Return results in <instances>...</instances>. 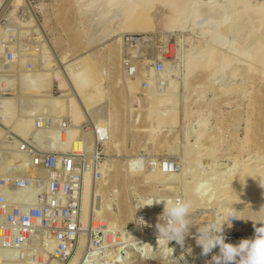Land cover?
Listing matches in <instances>:
<instances>
[{"label":"rangeland","instance_id":"1","mask_svg":"<svg viewBox=\"0 0 264 264\" xmlns=\"http://www.w3.org/2000/svg\"><path fill=\"white\" fill-rule=\"evenodd\" d=\"M81 1H78L79 4L78 2L76 4L78 5L77 8L81 6L77 9V12L79 15L80 11H82V16L79 15L81 18H83V14H85V26L79 24L78 16L75 13L76 10L74 9V3L72 0H0V36H2V38L4 37V39L7 38L9 41L11 40L17 48L20 46L21 51L23 49H27L28 51L29 48H31L32 50L30 49V51L32 54L34 53L33 56L36 57L38 61L40 60L39 63H41L39 65L36 64L33 71L27 72L25 71L26 69H24L26 64L24 62H26V60L23 59L24 61L22 64L21 58L20 70L22 71L20 72L23 75L19 72L20 74L18 73L15 77H6L5 75L3 76L1 72L7 71L8 67L0 61V137L5 136L6 133L11 131L16 138L21 140L26 138L30 129L28 126L32 123V116L36 115V111H38L37 114L41 113V111H46V113L48 112L51 116H61H58V113L54 112L49 107L50 105L48 104V101L47 103L45 102L46 100H42L41 102H44L42 104L43 108H40V103L38 110L32 109L34 112L29 114L31 110L28 106L31 102L35 101L36 97L39 95L43 96V94H46V97L52 98L68 92V95L74 97L75 93L79 90V86L83 87V89L95 90L96 95H99L97 94L98 91L96 89L100 86H109L110 90L106 93L104 92L107 98H105V109L109 110L111 113L115 106V110L119 116V121L114 123L112 127H108V129H113V132H111L112 140L109 141L110 143L107 146L106 140L103 139L104 130L100 119L91 114V109L87 107L84 108L85 113L88 115V119H86L85 122L90 121V123H92V125L95 124V126L91 130H83L86 131L82 132L84 133L83 135L86 136H83L82 133L81 135L85 137V139L87 138L86 141H90L92 139L90 141L91 144L87 146L88 151L94 149L93 146L94 144L96 145L98 140L102 141L105 159H103L101 164L108 161L111 162L114 159L117 162L115 166L112 165V172H114V175H117V177L112 180L110 186L108 185L109 199L111 198L112 202L109 206L110 208H113V210L109 208V211L114 213L117 210L116 207H118V197L114 196L115 193H113V186L120 189L119 197L122 198V201L125 202L128 209L132 211L131 226H134L135 231L137 230L135 218L139 209H142V207H146V209H148V207L153 209V229L152 238L149 241L150 244H143V246L141 238H137V241H139L140 245L138 248L139 251L148 247V245H154L155 248H158V251L156 252V259L152 262L137 261L131 264H161L159 259H161L162 256L167 257L168 252L166 250L170 252L171 249L173 251L171 250L172 252L169 260H163L162 262H165V264H177V261L174 258L183 257V259L179 260V264H187L192 258L193 251L198 247L195 239L197 230L200 227L213 223L214 221L223 222L224 219H227V215L232 212H235L238 219H233L231 221V227H228L227 225L224 226L223 235L225 236V243L237 244L242 239L252 238L255 232L253 226L254 222L264 221V191H262L263 193L260 192L259 188L264 182H260L261 174L257 173L258 168L256 167L257 165L261 166L264 164L262 159V156L264 157V84H260L255 79H249L246 76L245 66L249 65L251 62V60L247 62L246 58H251L252 55H254V50L250 51L251 47L253 48L254 45L257 44L256 36L259 35V31L262 30L264 26L258 28L253 25V18L249 17L246 19L247 21H243V17L241 16L242 10L240 11L239 7H237L238 9L231 7L230 0H188V6L189 3L191 5L193 1H196L195 5H197V7L192 8V11L189 14L187 12H185L184 15L181 14L179 16L181 18H179L181 22L179 21V23H177L174 27H169L167 25V20L163 16V13L165 12L164 9L160 6H155L148 12L144 25L138 24L130 29H123L125 27L124 17L121 16V19H118V16L114 14L115 11L113 10L115 9V6L123 4V0H120L117 3L118 5L115 4V6L112 5L111 7H107L105 3H102L101 6L100 3L98 4L99 6L97 5L95 8L88 5L92 0ZM82 7L85 9L83 8V10H80ZM93 9H96V12H90ZM98 9L101 11L99 12ZM110 9L113 10L111 12L113 13L112 15L111 13L108 14ZM107 10L108 12H106ZM210 10H213V14L210 13ZM98 14H100L99 17H96ZM237 15L239 18H237ZM235 17L237 19H235ZM100 22H102V24H100ZM237 23L239 25H237ZM4 24L15 28V39L8 36L6 30L1 32ZM96 24H100L102 26L99 25L98 27ZM223 24H228V27L224 28L223 32L220 33L218 37V45L222 46L220 52L223 51L224 48V54L223 52L220 53V55L218 54L219 57L216 59L217 61H214V65L212 64L214 67L211 66L212 70L207 72L204 76H197L193 80L192 86L189 89L186 88L188 79V77L186 78V60H189L195 52L202 49V46L208 50L209 48L211 49L212 47H215L211 36L205 34V28L218 29ZM91 29H95L94 31L96 33H90ZM101 30L102 33L100 32ZM103 30H105V33H103ZM99 32L101 34H99ZM94 34H96L95 37ZM104 35L105 37L106 35L109 36L105 39V37H103ZM126 35H132L139 37L140 39L144 38L143 43L138 45V48L132 54L131 59H128L125 53L126 44L124 42V36ZM257 42H259V39ZM110 44L117 45V48L121 52L119 57H117L114 61V64L110 63L111 56L108 53V46ZM97 51L99 52V59H96L95 57ZM190 51H193V54ZM28 52L25 55H27ZM222 54L227 56L229 55L230 57H235V55H237V57L240 56L241 59L239 61H233L232 64H226L223 60H221ZM243 54L244 57L242 56ZM40 55L42 56L40 57ZM45 55L49 57V64L42 61L45 59ZM187 57L189 59H187ZM157 61L164 63V70L160 73L157 71V73L162 74L160 76L158 74V79H156L157 77L152 79L154 80L153 83L155 81L156 82L153 84L154 88L152 87L151 89L150 79L145 78V73L148 70V66H154ZM42 65L46 70L43 67L40 68ZM133 68L136 70L139 69V76H129L126 74L125 71H129ZM41 69H44V71L42 72ZM235 70L236 72L232 75ZM104 71H107V75ZM254 72L257 73V69ZM40 73L43 74L41 75ZM25 74L27 75L24 76ZM35 75L38 79L34 78ZM38 75L41 76L38 77ZM23 76L24 78H22ZM51 77H54L52 80L53 83L50 82V84L48 83L49 85L47 84L45 86L44 83H46V80ZM19 78L23 80L20 79L21 82H19ZM60 78L68 85V89L64 91L56 89L55 86H57V82ZM33 79H35L33 82L34 86L37 81L36 87L39 90H30L28 88ZM43 79L46 80L44 81ZM145 79L149 82L148 88L150 89L144 88L143 82ZM3 81L5 84L1 86V82ZM40 81L42 82L40 83ZM170 81H172L173 84H171ZM204 81H206V83H204ZM25 82L30 84H25ZM178 84L180 85L178 86ZM231 84H233L237 89L234 88L233 90L231 89L227 91L225 88ZM50 85L52 86L50 87ZM171 85L173 88L175 87L174 89L172 88L173 91L170 89ZM23 88H28L27 91L30 90L31 92H34L24 94L27 91H23L22 93L21 90H24ZM260 88H263V95L258 94V90ZM18 89H21L19 94L21 96L22 93L21 97L18 95ZM37 91H41V94ZM35 92L38 93V96ZM32 94L36 97H33L34 95ZM157 94H160L159 98L157 97ZM26 95L29 97L27 98ZM154 95H156L155 98ZM17 96L20 97L18 99V103L16 102L17 100H15V98L17 99ZM23 97L26 101H28L27 103L25 100H21ZM175 97L179 98L175 100ZM7 98H9V100ZM148 98L154 99V110H152V112L156 109L158 110H156L157 112L155 111L154 116H156V113H158L161 109V104L157 103L160 102V100L169 98L176 104L178 103L177 105L174 103V105L176 108L179 107L177 108L181 114L179 122L175 125H168V127L166 126L161 130H157V133L164 136L166 135L168 138L178 135V142L176 141V143H172L174 142L172 139H168L169 141L167 142H149L148 134L150 122L146 120L148 113L146 101ZM19 103L23 107L22 110L20 109L21 106ZM22 103L23 105L25 104L24 106L26 108L22 105ZM127 103L130 105V107H128L130 109L127 108ZM254 103H257V105L254 106ZM46 104H48L47 107ZM187 106L189 107V118L185 119V114L182 111L183 108ZM257 107L259 110H256ZM131 108L133 109L132 111ZM40 109L41 111H39ZM22 112H25L27 118ZM49 112H51V114ZM20 113L23 115L20 116ZM27 115H29L30 118ZM13 116H15V118ZM62 117L67 118L65 115H62ZM1 118L4 124H2L3 122ZM11 118L12 120H9L8 122V119ZM5 125L10 127V129L7 127L5 128ZM247 126H250L251 128V141L246 149L240 150L239 146L245 137V127ZM3 129L5 132L7 130L4 134ZM202 129L208 137H206L205 141L201 143L203 144L200 146L201 152L195 157L193 152L196 151L195 149H197L198 145H200L195 142L198 133ZM93 130H95L93 132L94 134L92 133ZM90 133L93 137H91ZM87 136L91 138H88ZM89 141L88 143H90ZM169 142H171V145L173 144V146H176L175 150L172 146H170ZM212 143L216 145L215 151L214 153H209L208 146L212 145ZM68 149L69 148H66L64 150ZM187 153L190 155L192 154L191 159ZM148 159L154 160L155 162H159L164 159L174 160L178 164V170L174 171L178 174V176L174 179H168L170 181H165L164 183L147 184L145 179L147 176L146 174L149 173V166H147ZM199 159H201L202 163L198 161ZM149 161L150 160H148V162ZM192 162H194L193 164L195 167ZM235 163H237V167L241 165L243 166L244 164L252 165L253 163V165L248 168L249 170L247 171V176L243 181L245 184H243V182L242 184H239V182L237 183L232 180L236 171L231 175L228 174L229 170L234 167ZM187 165L193 166L194 169H191L193 174H195L196 169V175H198V177L199 175L203 176V179L201 178L199 180L198 177H196L198 179L197 183L194 181L195 184L191 182L185 185L184 166ZM252 168H254V170ZM167 173H169V171ZM93 174L94 173L91 172L92 176H94ZM202 182L205 187L204 191H202L204 189L203 186H197V188L200 189L196 188V185L199 183L203 185ZM98 183L100 186L103 185V179L98 181ZM201 187L203 189H201ZM199 190L204 193L197 195ZM204 195L206 196L204 197ZM177 198L187 199L192 202V208L190 211L192 227L190 228V234L185 237L183 247L175 241H171L168 245L170 249H167L166 245L157 241V229L155 227L156 224L160 222L159 217L163 212L164 205L163 203H153V201H158L160 199L175 200ZM208 198L210 200H207ZM146 199L147 201H145ZM98 202L99 194L94 193V205L98 204ZM89 224L90 223H88L85 228ZM95 225L98 226V223H95ZM260 226L261 224L256 223V227ZM128 230H130V227H122L117 231L125 233ZM81 237H83L84 240L86 239L84 248L86 249L89 245V240H87L88 238H86L84 233H82L78 239L77 246L74 248L75 253H77L81 246ZM131 243H135L134 240ZM131 243L127 246V249L125 247L123 248L122 253H124V255L133 254L131 252L133 244L131 245ZM161 246L165 250L162 249ZM176 248L179 249L180 252ZM85 249L84 251L87 250ZM214 249H219V246ZM74 251L71 257L75 254ZM115 251H111L110 253H114ZM216 251L219 253V250ZM173 252L176 254L174 255ZM70 259H68V262ZM97 259H103V257ZM93 260H95V258ZM211 260L212 258L205 260L202 264H210Z\"/></svg>","mask_w":264,"mask_h":264},{"label":"built area","instance_id":"2","mask_svg":"<svg viewBox=\"0 0 264 264\" xmlns=\"http://www.w3.org/2000/svg\"><path fill=\"white\" fill-rule=\"evenodd\" d=\"M5 30L15 39L14 27L4 24L1 32ZM143 40L124 36L128 59ZM22 57L26 60V71H33L37 58L30 53L22 54L20 46L17 48L11 40L0 36V61L8 67L1 72L3 76H17ZM153 68L162 72L164 63L157 61ZM135 71L130 69V74L135 75ZM4 84L1 82V86ZM143 84L147 88L149 82L145 79ZM70 126L68 118H55L43 111L32 116L26 138L21 140L8 132L0 139V264H65L82 233L89 240V256L94 251L101 253L130 242L128 237L125 241L120 231L107 230L103 222L95 219L83 229L84 174L90 170L96 179L101 178L105 153L101 140L97 141L96 152H89L83 136L78 138L81 150H63L69 141ZM94 126L88 121L81 128L87 131ZM148 160L147 166L152 169L161 166L164 172L178 170L174 160ZM152 216V208L142 207L135 218L134 235L141 238L142 244H149L152 238Z\"/></svg>","mask_w":264,"mask_h":264},{"label":"bare ground","instance_id":"3","mask_svg":"<svg viewBox=\"0 0 264 264\" xmlns=\"http://www.w3.org/2000/svg\"><path fill=\"white\" fill-rule=\"evenodd\" d=\"M73 1V3H74V9L76 10V14H77V16H78V22H79V24H82V25H84L85 26V24H86V21H85V14H83V18H81V17H79V15L80 16H82V11H80V14L78 15V12H77V9H79L81 6V4L79 5L80 7L79 8H77V6L78 5H76L77 4V2L78 1H81V0H72ZM120 0H106V1H104V0H92L88 5L89 6H91L92 8H95V6H97L98 4H100L101 3V6H102V3H105V5H107V7H111L112 5H114L115 6V4L116 5H118L117 3L119 2ZM124 2H122L123 4H120V5H118V6H115V9H113L114 11H115V13L114 14H116L117 16H118V19L120 18L121 19V16H123L124 17V28L123 29H130V28H132V27H134V26H136V25H138V24H145L144 23V21L146 20V17H147V15H148V12L153 8V7H155V6H160V7H162L163 9H164V13H163V16H164V18L167 20V25L169 26V27H174L175 25H177V23H179V21H180V15L181 14H185V12H187L188 14L192 11V8H196L197 7V5H195L196 4V1H193L192 2V4L190 5V3H189V6H188V4H187V2H188V0H123ZM231 2H230V6L231 7H233V8H237V7H239L240 8V11L242 10V14H241V16L243 17V21L244 20H246L248 17L249 18H253V25H255V26H257L258 28L260 27L261 28V26H264V0H230ZM82 2V1H81ZM109 2H110V4H109ZM229 2V1H228ZM121 3V2H120ZM78 4H79V2H78ZM89 6H87V7H89ZM99 6V5H98ZM83 8L84 7H82V9H80V10H83ZM91 8V9H92ZM100 8V7H99ZM103 8V7H102ZM85 9V8H84ZM112 9V8H111ZM110 9V11L108 12V10L106 11V12H108V14L109 13H111L113 10H111ZM238 9V8H237ZM88 10V9H87ZM99 10V9H98ZM103 10V9H102ZM86 11V10H85ZM92 11H95L96 12V9L94 10H91L90 12H92ZM101 10H99V12H100ZM104 11H105V9H104ZM211 11V10H210ZM213 11V10H212ZM212 11L210 12V13H212ZM237 11H239V10H237ZM237 11H235V12H237ZM239 11V12H240ZM89 12V13H90ZM88 13V12H87ZM97 13H98V11H97ZM97 13H95V14H97ZM101 13H103V12H101ZM105 13V12H104ZM238 13V12H237ZM94 14V13H93ZM113 13H111V15H112ZM188 14H186V15H188ZM213 14V13H212ZM235 14V13H234ZM239 14V13H238ZM99 15L100 14H98V16H96V17H99ZM103 15V14H102ZM116 15H114V16H116ZM182 15V16H183ZM116 16V17H117ZM189 16V15H188ZM187 16V17H188ZM212 16V15H211ZM238 16V15H237ZM240 16V17H241ZM185 17V16H184ZM115 18V17H114ZM180 18V19H179ZM237 18H239V16L237 17ZM236 17H235V19H237ZM99 19V18H98ZM116 19V18H115ZM241 19V18H240ZM241 21V20H240ZM247 21V20H246ZM251 21V20H250ZM104 22V21H103ZM181 22V21H180ZM236 22V21H235ZM238 22V21H237ZM98 23V22H97ZM123 23V22H122ZM239 23V22H238ZM237 23V25H239ZM243 23V22H242ZM250 23V22H249ZM100 24H102V22H100ZM99 24V25H100ZM229 24V23H228ZM227 24V25H228ZM251 24V23H250ZM250 24H249V26H250ZM96 25H98V24H96ZM99 25H98V27H99ZM227 25H225V24H223V25H221V27L220 28H205V30H206V33L205 34H208V35H210L211 36V38H212V42H214V44L213 45H215V47H212L211 49L209 48V50L208 49H206L205 47H203L202 46V49H200V50H198L197 52H195L191 57H190V59L187 57V59H189V60H186L187 61V63H186V71H187V76H186V78L188 77V79H187V84H186V88H190L191 86H192V82H193V80L197 77V76H200V75H205L207 72H209L210 70H212L211 69V66H213L214 65V61H217L216 59L219 57L218 56V54L220 55V53H222L223 51H225L224 50V48H223V51H221L220 52V49L222 48V46H219L218 44H219V40H218V37H219V35H220V33H222L223 32V29L224 28H226V27H228ZM100 26H102V25H100ZM104 26V25H103ZM235 26V25H234ZM237 27V26H236ZM240 27V26H239ZM88 28V27H87ZM94 28V27H93ZM104 28V27H103ZM102 28V29H103ZM248 28V27H247ZM98 29V28H97ZM242 29V28H241ZM264 29V28H263ZM260 30L259 31V35L258 36H256L257 38V41H258V39H259V42H257L256 41V43L257 44H255L254 45V47L252 48L251 47V50L250 51H252V50H254L253 52H254V55H252V57L250 58V57H248V58H246L247 60V62L248 61H250L251 60V62H250V64L249 65H246V64H248V63H246L245 65V72H246V76L249 78V79H255V80H257L260 84L261 83H263L264 84V30ZM87 30V29H86ZM95 29H91V31H90V33L92 32V33H94L95 31H94ZM121 30V29H120ZM218 30H220V31H218ZM236 30H237V28H236ZM88 31V30H87ZM97 31V30H96ZM104 32L103 33H105V30H103ZM108 31V30H107ZM226 31V30H225ZM242 31H243V29H242ZM246 31H247V29H246ZM253 31V30H252ZM257 31V30H256ZM101 33H102V30L100 31ZM99 32V34H101ZM113 32V31H112ZM114 32H115V29H114ZM96 33V32H95ZM109 34V33H108ZM112 34V33H111ZM204 34V35H205ZM239 34V33H238ZM95 35L96 34H94V37H95ZM98 35V34H97ZM257 35V34H256ZM107 36H109V35H106V37ZM111 36V35H110ZM244 36V35H243ZM99 37V36H98ZM98 37H96V38H98ZM103 37H105V35L103 36ZM106 37H105V39H106ZM102 38V37H101ZM255 39V40H256ZM245 40V39H244ZM116 44V43H115ZM114 44V45H115ZM250 44V43H249ZM113 44H110L109 46H108V49H109V51H108V53H109V55L111 56V60H110V63L111 64H114V61L116 60V58L117 57H119V55H120V50L117 48V45H115L114 46ZM244 45V44H243ZM252 45V44H251ZM241 46V45H240ZM208 47H210V46H208ZM250 47V46H249ZM24 48V47H23ZM25 48H27V47H25ZM201 48V47H200ZM21 49H22V47H21ZM30 49L31 48H29V50L28 51H30ZM24 50V51H23ZM22 50V52H26L27 51V49H23ZM32 50V49H31ZM240 50H241V48H240ZM27 51V52H28ZM26 52V53H27ZM31 52V51H30ZM30 52H28V53H30ZM190 52H189V54H190ZM235 52H237V51H235ZM234 52V53H235ZM25 53V54H26ZM32 56L34 55V53L32 54V52L30 53ZM223 54H224V52H223ZM222 54V55H223ZM231 54H233V53H231ZM238 54V53H237ZM221 55V57H222V59L221 60H223L226 64L227 63H229V64H232V62L233 61H239L241 58H240V56L239 57H237V55H235V57L233 56V57H230L229 55L227 56V55H223L222 56ZM239 55V54H238ZM42 55H40V57H41ZM243 57H244V54L242 55ZM45 57V59L44 58H42V59H44V60H42V61H45V63H47V64H49L50 63V60H49V57L47 56V55H45L44 56ZM95 57H96V59H99V52L97 51V53L95 54ZM98 57V58H97ZM122 57V56H121ZM239 58V59H237V58ZM247 57V56H246ZM40 59V58H39ZM23 57H22V64H23ZM40 61V60H39ZM39 61H38V65L39 64H41V63H39ZM94 61V60H93ZM122 61V60H121ZM21 62V61H20ZM223 62V63H224ZM24 63H26V62H24ZM122 63V62H121ZM216 63V62H215ZM213 64V65H212ZM242 64V63H241ZM244 64V63H243ZM45 65V64H44ZM117 65V64H116ZM122 65V64H121ZM253 65H254V67H253ZM22 67H24V66H22ZM40 67V66H39ZM43 67V65L40 67V68H42ZM214 67V66H213ZM44 68V67H43ZM23 69V68H22ZM24 69H25V67H24ZM45 69V68H44ZM44 69L42 70V72L44 71ZM166 69V68H165ZM256 69H257V73L256 72H254V71H256ZM36 70V69H35ZM38 70H39V68H38ZM46 70V69H45ZM139 70V69H138ZM138 70H136L135 71V75H137V76H139L140 75V71H138ZM167 70V69H166ZM20 71H22V70H20ZM26 71V70H25ZM37 71V70H36ZM47 71H48V69H47ZM46 71V72H47ZM124 71V70H123ZM138 71V72H137ZM28 72V71H27ZM41 72V71H40ZM105 72V71H104ZM126 72V74H128L129 76L131 75V76H133V74H130V70L129 71H125ZM137 72V73H136ZM167 72V71H166ZM234 72H236V70L235 71H233V73H232V75L234 74ZM259 72V73H258ZM21 73V72H20ZM19 73V74H20ZM106 73V75H107V71L105 72ZM145 73V72H144ZM160 73V72H159ZM159 73H157V70H155V68H153V65H150V66H148V70L146 71V77L145 78H149L150 79V88L152 89V87H153V84L156 82H154L153 83V81L154 80H152L153 78H155V77H157L158 76V74ZM22 74V73H21ZM28 74H30V73H28ZM41 75L43 74V73H40ZM46 74V73H45ZM144 74V75H145ZM162 74V73H161ZM161 74H159V76L161 75ZM174 74V73H173ZM23 75V74H22ZM27 74H25L24 76H26ZM41 75H38V77L39 76H41ZM168 75V74H167ZM166 75V76H167ZM176 75V74H175ZM235 75H236V73H235ZM24 76L22 77V78H24ZM51 76V75H50ZM158 76V77H159ZM20 77H21V75H20ZM28 77V76H27ZM31 77H33V76H31ZM30 77V78H31ZM45 77V76H44ZM47 77H49V76H47ZM158 77L156 78V79H158ZM162 77V76H161ZM163 77H165V76H163ZM168 77V76H167ZM34 78L35 79H38L37 77H36V75L34 76ZM170 78V77H169ZM185 78V79H186ZM247 78V79H248ZM21 78H19V80H20ZM27 79V78H26ZM29 79V78H28ZM32 79V78H31ZM35 79H33V81H31L32 83L34 82V80ZM42 79V78H41ZM47 79V78H46ZM46 79H43L44 81L46 80ZM54 79V77H51V78H49V79H47L46 80V83H44L45 84V86L49 83L50 84V82H52V80ZM21 80H23V79H21ZM21 80L19 81V82H21ZM40 80V79H39ZM42 80V81H43ZM147 80V79H146ZM172 80H173V78H172ZM42 81H40V83L42 82ZM168 81V80H167ZM24 82V81H23ZM37 82V81H36ZM36 82H35V86H34V83L32 84H30V83H27V82H25V84H30V86L28 87L30 90H39V89H37V87H36ZM169 82V81H168ZM173 82H176V81H173ZM180 82V81H179ZM53 83V82H52ZM58 84H57V86H55L56 87V89L57 90H60V91H64V90H66V89H68V85L65 83V81L63 80V79H59V81L57 82ZM170 83L171 84H173L172 83V81H170ZM169 83V84H170ZM184 83V82H183ZM204 83H206V81H204ZM22 84H24V83H22ZM24 84V85H25ZM39 84V83H38ZM48 84V85H49ZM176 84V83H175ZM174 84V85H175ZM23 85V86H24ZM41 85H43V84H41ZM166 85V84H165ZM180 84H178V86H179ZM183 85V84H182ZM22 86V87H23ZM28 86V85H27ZM52 85H50V87H51ZM238 86V85H237ZM20 87H21V85H20ZM42 87V86H41ZM149 87V86H148ZM147 87V89H150V88H148ZM175 87H176V85H175ZM174 87V88H175ZM183 87V86H182ZM28 88L27 89H24V90H21V89H18L19 90V93H18V95L20 94V90H21V92L23 93V91H27L28 90ZM154 88V87H153ZM169 88H170V86H169ZM173 86L171 85V90L173 91ZM180 88V87H179ZM234 88H236L233 84H231V85H229L228 87H226L225 89L227 90V91H229V90H233ZM41 89V88H40ZM45 89V88H44ZM43 89V90H44ZM147 89H145V90H147ZM159 89V88H158ZM178 89V88H177ZM237 89V88H236ZM241 89V88H240ZM27 91L26 93H24V94H28V92L30 93L31 91ZM45 90H47V89H45ZM44 90V91H45ZM48 90H49V88H48ZM97 91H98V93L97 94H99V95H96V91L95 90H87V89H83V87H81V86H79V90H78V92L77 93H75V96L73 97V96H70V95H68L69 93L68 92H65V93H62L60 96H57V97H52V98H49V97H46L45 95L46 94H43V96L42 95H39L38 96V93L39 94H41L40 92L41 91H37V92H35V93H37V96L38 97H36L34 94H32V95H34L33 97H36V99H35V101H33V102H31L30 103V105L28 106V108H30V110H31V112H29V111H27V112H29V114H31L32 112H34L33 110H38V106H40V103L42 102V100L44 101V100H46L45 102L47 103V101H48V104L50 105L49 107L54 111V112H57L58 113V116L59 115H61L60 117L61 118H65V117H62V115H65L70 121H71V126H70V128H69V133H68V137H69V141L68 142H66L65 144H64V146H63V150L64 149H66V148H74L75 150H80L81 149V143L79 142V140H78V138L79 137H81L84 133H82V132H86V131H83V130H81L82 128H81V126H82V124L85 122V120L86 119H88V115L85 113V111H84V108L85 107H87V108H90L91 109V114H93V115H95V117H97V118H99L100 119V121H101V125H103V130H104V133H103V139L104 140H106V144H107V146L109 145V141H111L112 140V136H111V132H113V129L111 130V129H108V127H112L113 125H114V123H117L118 121H119V116H118V114H117V112H116V110H115V106H114V109H113V111L110 113V111L109 110H106L105 108V101H106V95H105V93L108 91V90H110V87L109 86H104V87H102V86H100L98 89H96ZM168 91H169V89H168ZM179 91V90H178ZM257 91V90H256ZM255 91V92H256ZM262 91H263V88H260L259 90H258V94L259 95H263V93H262ZM32 92H34V91H32ZM31 92V93H32ZM105 92V93H104ZM166 92H167V90H166ZM9 93V92H8ZM22 93H21V96H22ZM153 93V92H152ZM160 93H161V89H160ZM168 93V92H167ZM176 93L179 95V93L176 91ZM182 93V92H181ZM23 94V95H24ZM148 94V93H147ZM151 94V93H150ZM171 94V93H170ZM169 94V95H170ZM175 94V93H174ZM5 95H7V96H10V95H8V94H5ZM158 96V98L160 97L159 95L160 94H157ZM176 95V94H175ZM183 95V94H182ZM257 95V94H256ZM258 95V96H259ZM20 96V95H19ZM20 96V97H21ZM50 96V95H49ZM148 96V95H147ZM153 96V95H152ZM151 96V97H152ZM155 96L156 95H154V98H155ZM168 96V95H167ZM167 96H166V98H167ZM20 97H18L17 96V99L15 98V100H17L16 102L18 103V99L20 98ZM25 97V96H24ZM24 97L23 98H21V100L23 99V100H25L26 101V99H24ZM26 97H27V95H26ZM29 97V96H28ZM27 97V98H28ZM31 97V96H30ZM51 97V96H50ZM150 97V96H149ZM170 97H171V95H170ZM176 97H177V95H176ZM175 97V98H176ZM49 98V99H48ZM102 98H106L105 100L104 99H102ZM157 98V99H158ZM179 98V97H178ZM178 98H176L175 100H177ZM5 99V98H4ZM8 100H9V98H7ZM6 99V100H7ZM30 99V98H29ZM41 99V100H40ZM156 99V100H157ZM160 99H162V98H160ZM22 100V101H23ZM155 100V101H156ZM11 102V101H10ZM28 101H26V103H27ZM44 103V102H43ZM43 103H41V106H40V108L42 107V104ZM157 103H159V104H161V109H160V111L158 112V113H156L157 115L156 116H154V113H155V111L157 110H155L154 112H152V110H154L153 108V104H154V99H152V98H148L147 99V101H146V104H147V108H148V113H147V118H146V120H148L149 122H150V128H149V134H148V139H149V142L150 143H158V142H167V141H169V140H174V142H172V143H176V141L178 140V135H174L173 137H167L166 135L164 136V135H160L159 133H157V130H161V129H163L164 127H168V125H175V124H177L178 122H179V119H180V116H181V114L179 113V109H177V108H179V107H177L176 108V106L174 105V101L172 100V99H162V100H160V102H157ZM252 103V102H251ZM20 104V103H19ZM29 104V103H28ZM48 104H46V107H47V105ZM176 104V103H175ZM178 104V103H177ZM176 104V105H177ZM22 105H23V103H22ZM25 105V104H24ZM23 105V106H24ZM27 105V104H26ZM128 105V103L126 104V106ZM257 105V103H254V106H256ZM17 106H19V105H17ZM20 106H21V104H20ZM160 106V105H159ZM262 106V105H261ZM25 107V106H24ZM48 107V108H49ZM128 107H130V105H128L127 106V108ZM156 107V106H155ZM26 108V107H25ZM43 108V107H42ZM157 108V107H156ZM188 106L187 107H185V108H183V113L185 114V116H184V118L185 119H188L189 118V112H188ZM4 109V108H3ZM21 110L23 109V107L21 106V108H20ZM33 109V110H32ZM46 109V108H45ZM128 109H130V108H128ZM17 110H18V108H17ZM16 110V111H17ZM20 110V111H21ZM29 110V109H28ZM43 110V109H42ZM49 110V109H48ZM47 110V111H48ZM101 110V111H100ZM133 109L131 108V111H132ZM256 110H259L258 109V107L256 108ZM255 110V111H256ZM39 111H41V109L39 110ZM50 111V110H49ZM131 111H129V112H131ZM158 111V110H157ZM156 111V112H157ZM41 112H43V111H41ZM8 113V112H7ZM12 113V112H11ZM22 113H24V116L26 117V115H25V112H22ZM37 113H38V111H36V115H37ZM48 113V112H47ZM50 114H51V112H49ZM13 114H14V112H13ZM13 114H11V115H13ZM15 114H17V113H15ZM28 114V113H27ZM33 114H35V113H33ZM251 114V113H250ZM28 117H29V115H27ZM34 116V115H33ZM5 117V116H4ZM11 117V116H10ZM14 118H15V116H13ZM55 118H60V117H57V115L56 116H54ZM154 117V118H153ZM27 118V117H26ZM30 118V117H29ZM153 118V119H152ZM247 119V118H246ZM1 120H2V118H1ZM9 120H12V118L11 119H8V122H9ZM31 120V119H30ZM5 121V120H4ZM13 121H14V119H13ZM2 122H3V120H2ZM25 122V121H24ZM24 122H23V124H24ZM27 122H29L28 120H27ZM247 122L249 123V121H248V119H247ZM246 122V123H247ZM253 122V121H252ZM10 123H11V121H10ZM22 123V122H21ZM2 124H4V122L2 123ZM12 124V123H11ZM29 124H30V122H29ZM6 125L8 126V124L6 123ZM5 125V128L7 127ZM27 125H28V123H27ZM26 125V126H27ZM84 125V124H83ZM246 125H248V124H246ZM12 126V125H11ZM25 126V127H26ZM31 126V124L28 126V127H30ZM21 127V126H20ZM23 127V126H22ZM8 129H10V127H7ZM27 128V127H26ZM94 128V127H93ZM205 128V127H204ZM28 129V128H27ZM26 129V130H27ZM245 129H246V133H245V137H244V139L242 140V143H241V145L239 146V149L240 150H244V149H246L247 148V146L249 145V142L251 141V128H250V126H247V127H245ZM4 130V129H3ZM25 130V129H24ZM30 130V129H29ZM10 131V130H9ZM95 130H93L92 131V133L94 132ZM6 132H7V130H6ZM5 132V130L3 131V134L4 133H6ZM11 132V131H10ZM1 133V132H0ZM81 133H82V135H81ZM13 134V133H12ZM91 134V133H90ZM94 134V133H93ZM2 136V135H1ZM83 136H86V135H83ZM66 135L64 136V139L66 140ZM88 137V136H87ZM91 137H93L92 136V134H91ZM91 137H88V138H91ZM206 137H208V135L207 134H205L204 133V131H203V129L198 133V135H197V138H196V144H200V145H198V148H197V146H196V148L197 149H195L196 151H194L193 152V154H195L194 156L196 157V156H198V154L201 152V150H200V146L201 145H203V144H201L203 141H205V139H206ZM212 137V136H211ZM2 137H0V139H1ZM85 138V137H84ZM87 139V138H86ZM169 139V140H168ZM187 139V138H186ZM208 139V138H207ZM92 140V139H91ZM90 140V141H91ZM89 141V140H88ZM88 141H86L87 143V146L89 145V144H91V142L90 143H88ZM187 141V140H186ZM178 142V141H177ZM208 142V141H207ZM212 142H213V140H212ZM97 144V143H96ZM169 144H170V146H172V148L175 150V148H176V146H173V144L171 145V142H169ZM209 144V143H208ZM187 146V145H186ZM215 144H213L212 143V145H209L208 147V152L209 153H214V151H215ZM88 148V147H87ZM93 151H94V153L96 152V145L94 144V146H93ZM193 149V148H192ZM88 150V149H87ZM89 150H90V148H89ZM109 150V149H108ZM188 150V149H187ZM194 150V149H193ZM90 152V151H89ZM186 152V151H185ZM189 152V151H188ZM196 152V153H195ZM190 153V152H189ZM192 153V152H191ZM188 154V153H187ZM197 154V155H196ZM107 155V154H106ZM189 155V158L191 159V155L190 154H188ZM263 155V154H262ZM118 156H120V155H118ZM117 156V157H118ZM110 158H111V156H110ZM109 158V159H110ZM235 159H236V157H235ZM262 159H263V163H264V157L262 156ZM110 160H112V159H110ZM195 160V159H194ZM196 161V160H195ZM198 161H200V163H202L201 162V159H199ZM249 161V160H248ZM190 162V161H189ZM188 162V163H189ZM108 163H110V164H108ZM116 160L114 159V160H112L111 162H105L104 164H101V171H102V173H103V175H102V177L101 178H98V179H96L95 178V174H93L94 176H92L91 175V171L89 172V170L88 171H86L87 173H85V176H84V178H83V188H82V194H81V205H82V214H81V220H82V225H83V228H85V226L88 224V223H91L94 219L95 220H98V221H101V222H103V225H104V227H105V229H107V230H115V231H117V230H120L122 227H130V230H128V231H126L125 233L124 232H121V234L124 236V239H125V241L129 238V243H127L126 245H122L120 248H117V249H113V250H107V251H105V252H101V253H99V252H97V251H94L93 252V254L91 253V256L93 257V259L95 258V260H93L92 259V257L91 256H89L87 253H88V251L86 250L87 248H88V246H87V248L85 249L84 248V245H85V241H86V239L84 240V238L83 237H81V242H80V248L78 249V251H77V253H75V251H74V253L75 254H73V256L71 257V259L69 260V262L67 261V263L66 264H131V263H133V262H137V261H143V262H149V261H154V259H156V252L158 251V248H155L154 247V245H151V246H149L148 245V247H146V248H144L143 250H141V251H139L138 250V248H139V241H137L138 239H136L135 238V230H134V226H131L132 225V222H131V220H132V211L131 210H129L128 209V207H127V205L125 204V202H123L122 201V198L121 197H119V194H120V189L118 188V187H116V186H113L114 187V190H113V193H115V195L114 196H117L118 197V207H116L117 208V210H116V212H114V213H111L109 210L110 209H112L113 210V208H110V206H109V204L110 203H112L111 202V198L109 199V187H108V185L110 186L111 184L110 183H112V180H114L116 177H117V175H114V172H112V165H116ZM194 162H192V164H193ZM263 163H261V164H263ZM237 163H235L234 164V167H232V169H230L229 170V172H228V174L229 175H231L233 172H235L236 171V173H235V175H234V177L232 178V180L234 181V182H239V184H242V182L244 181V179H245V177L247 176V171L249 170L248 168L250 167V166H252L253 165V163H252V165H241V166H239V167H237V165H236ZM259 164H260V162H259ZM264 165V164H263ZM263 165H257L256 167L258 168L257 169V173L258 174H261L260 176V182H264V167H263ZM113 166V167H114ZM193 166L195 167V165L193 164ZM193 166H184V181H185V185H187L188 183H191V182H193L194 183V181H195V183H197L198 182V179L200 180L201 178L203 179V176H201V175H199V177H198V175H196L197 174V172H196V169H195V174H193V171L191 170L192 168H193ZM190 168V169H189ZM125 169H127V168H125ZM130 169V168H129ZM149 169V173H147L146 175V182H147V184H152V183H155V184H160V183H164L165 181H170V180H168V179H174L175 177H177L178 176V174L176 173V172H169V173H167V172H164L163 170H162V168H161V166H159L158 168H156V169H152V168H148ZM194 169V168H193ZM253 170H254V168H252ZM111 171V172H110ZM127 171V170H126ZM252 172V171H251ZM94 173V172H93ZM112 173V174H111ZM199 173V172H198ZM250 175V174H249ZM196 177H198V179L196 178ZM259 178V177H258ZM96 179V180H95ZM103 179V185H98L99 183H98V181H100V180H102ZM183 180V179H182ZM247 180V179H246ZM249 180V179H248ZM254 180V179H253ZM175 181H176V179H175ZM172 182V181H171ZM253 182V181H252ZM168 183V182H167ZM194 183V184H195ZM203 183V182H202ZM172 184V183H171ZM193 184V185H194ZM200 184V185H199ZM199 184H197L196 185V188H197V186H203L204 187V183H203V185L201 184V183H199ZM206 184V183H205ZM243 184H245L244 182H243ZM169 185V184H168ZM260 186V185H259ZM170 187V186H169ZM195 188V189H196ZM260 188V192H262V191H264V183H262V185L259 187ZM197 189H200V188H197ZM201 189H203L202 187H201ZM257 189V188H256ZM167 190V189H166ZM205 190V187H204V189L202 190V191H204ZM258 190V189H257ZM202 191L201 190H199V192L197 193V195L199 194V195H201V193H202ZM197 192V191H196ZM259 192V191H258ZM94 193H96V194H99V202H98V204H96V205H94V203H93V199H94ZM107 193H108V195H107ZM204 193V192H203ZM202 193V194H203ZM263 193V192H262ZM117 194V195H116ZM260 195H262V194H260ZM108 196V197H107ZM112 196V195H111ZM206 195H204V197H205ZM113 198V197H112ZM144 200V199H143ZM207 200H210L209 198L207 199ZM114 201V200H113ZM145 201H147V199L145 200ZM117 203V202H116ZM195 203V202H194ZM199 203V202H198ZM114 205V204H113ZM115 205H117V204H115ZM138 206H139V204H138ZM147 206V205H146ZM110 208V209H109ZM204 210V209H203ZM124 229V228H123ZM136 229V228H135ZM85 235V234H84ZM81 236V235H80ZM128 237V238H127ZM80 238V237H79ZM78 238V239H79ZM88 240V239H87ZM133 240H134V242L135 243H131V242H133ZM136 240V241H135ZM78 242V241H77ZM127 242V241H126ZM88 243V242H87ZM131 243V245L133 244V246H132V253L133 254H131V255H128V254H126V255H124V253H122V250H123V248L125 247L126 249L128 248L127 246H129V244ZM89 244V243H88ZM150 244V243H149ZM153 244H155V243H153ZM143 245V244H142ZM159 245V244H158ZM76 246H77V244H76ZM144 246V245H143ZM146 246V245H145ZM162 247V246H161ZM84 249L86 250V251H84ZM162 249H164L163 247H162ZM167 249H168V247H167ZM170 249V248H169ZM177 249V248H176ZM179 249H180V246H179ZM179 249H177V250H179ZM181 249H183V248H181ZM116 250V251H115ZM129 250V249H128ZM165 250V249H164ZM172 250V249H171ZM170 250V252L168 251V250H166L168 253H167V257H164V256H162L161 257V259H159V261L161 262V264H165V262H162L163 260L164 261H167V260H169V258H170V256H171V252L173 251H171ZM216 250H219V249H212V251L211 252H209L207 255H204V254H202V249H201V247L200 246H198L197 248H196V250H194L193 251V255H192V258H191V260L187 263V264H202L205 260H209L210 258H212L214 255H217V254H219L218 253V251H216ZM113 252V251H115L114 253H110V252ZM181 251H183V250H181ZM179 252H180V250H179ZM178 252V253H179ZM165 253V252H164ZM174 253V255L176 254L175 252H173ZM166 254V253H165ZM104 255V256H103ZM164 255V254H163ZM103 257V259H97V258H102ZM174 257V256H173ZM154 263V262H153ZM186 264V263H185Z\"/></svg>","mask_w":264,"mask_h":264},{"label":"clouds","instance_id":"4","mask_svg":"<svg viewBox=\"0 0 264 264\" xmlns=\"http://www.w3.org/2000/svg\"><path fill=\"white\" fill-rule=\"evenodd\" d=\"M154 202L164 205L159 217L160 222L155 226L157 241L167 247L171 241H175L183 247L185 237L190 234L192 227L190 220L192 202L181 198L160 199ZM233 219H238L235 212L229 213L223 222L214 221L197 230L196 244L202 248V254L207 255L213 248L219 246V254L212 257L210 264H264V221L254 222L255 232L252 238L242 239L237 244L225 243L224 226L231 227ZM256 223L261 226L256 227ZM174 259L179 264L183 257Z\"/></svg>","mask_w":264,"mask_h":264}]
</instances>
